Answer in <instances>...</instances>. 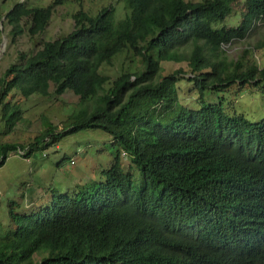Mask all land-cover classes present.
Returning a JSON list of instances; mask_svg holds the SVG:
<instances>
[{"label":"trees","instance_id":"16d2710c","mask_svg":"<svg viewBox=\"0 0 264 264\" xmlns=\"http://www.w3.org/2000/svg\"><path fill=\"white\" fill-rule=\"evenodd\" d=\"M66 1L15 4L5 16L12 41L22 22H31L30 37L44 34ZM72 1L81 7L73 31L42 38L0 76V135L15 130L34 95L70 93L79 108L62 129L44 118L28 145L0 144V165L86 129L109 134L117 157L100 181L50 189L41 204L45 190L23 212L12 202V225L0 222V264H264V118L231 111L228 97L247 88L263 96L264 65L250 47L221 54L264 23V0H118L120 21L114 6L91 15ZM120 54L138 69L112 80L101 69ZM183 62L188 73L162 75L165 63Z\"/></svg>","mask_w":264,"mask_h":264},{"label":"rangeland","instance_id":"374dc122","mask_svg":"<svg viewBox=\"0 0 264 264\" xmlns=\"http://www.w3.org/2000/svg\"><path fill=\"white\" fill-rule=\"evenodd\" d=\"M191 1L197 2L199 0ZM52 2L53 0H0V76L10 65L16 63L21 53H30L39 49L40 45L38 44L42 38L51 41L73 31V15L81 7L72 0H68L56 8L44 34L30 37L28 30L31 22H22L21 25L25 33L17 38L15 43L12 41V27L5 22V16L15 4L25 3L27 7L33 8L47 7ZM110 6H114L116 21L125 18L124 4L118 0H83V9L91 15H97L104 8ZM263 44L264 23H258L250 32L247 40L224 46L225 52L221 54L223 57L233 59L239 56L244 49L250 47V51H253V57L264 65ZM191 49V43L187 42L182 51L186 53L190 52ZM136 69H138V62L131 54H120L109 65H104L101 73L113 80L123 71L132 73ZM179 69L188 73L187 62L165 63L162 75ZM191 87V84H181V95H188V90ZM36 96L30 97V101L24 102V105L30 107H22L24 111L23 120L17 124L12 133L0 135V144L19 143L28 145L42 131L44 118L49 119L54 124H59L62 129L65 127L70 114L79 108V98L70 93H66L57 99L52 95L47 98ZM191 96L193 98L189 104L194 105L198 94L194 93L189 97ZM228 97L230 98L231 111L243 114L250 120L264 118V95L253 93L247 88L243 96L240 92H235L231 97ZM187 100L190 99L184 101L187 102ZM89 106L92 108L94 103L90 102ZM4 129L5 126L0 123V133ZM42 148L35 151L27 159L22 156V151L10 153L5 164L0 165V222L5 226L12 225L9 213L12 202L17 205L20 204L19 207L16 206V210L23 212L27 209L25 206L28 201L36 199L45 190L47 195L44 196L41 204L50 200V189L66 192V190H73L80 183L100 181L101 171L109 169L115 163L118 149L113 146L112 137L109 134L94 129L76 132L65 137L58 144H53L44 150ZM119 156L122 166L128 169L130 156L124 154L123 151H120Z\"/></svg>","mask_w":264,"mask_h":264}]
</instances>
